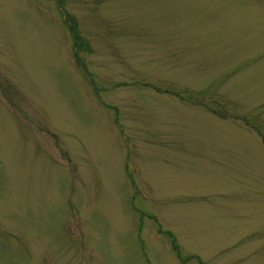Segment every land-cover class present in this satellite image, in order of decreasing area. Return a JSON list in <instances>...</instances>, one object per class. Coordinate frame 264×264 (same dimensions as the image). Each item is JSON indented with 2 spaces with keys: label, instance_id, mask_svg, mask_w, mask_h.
I'll list each match as a JSON object with an SVG mask.
<instances>
[{
  "label": "rangeland",
  "instance_id": "1",
  "mask_svg": "<svg viewBox=\"0 0 264 264\" xmlns=\"http://www.w3.org/2000/svg\"><path fill=\"white\" fill-rule=\"evenodd\" d=\"M0 264H264V0H0Z\"/></svg>",
  "mask_w": 264,
  "mask_h": 264
}]
</instances>
